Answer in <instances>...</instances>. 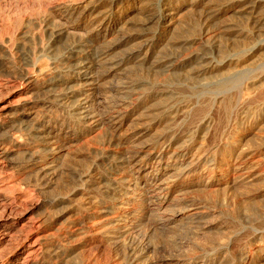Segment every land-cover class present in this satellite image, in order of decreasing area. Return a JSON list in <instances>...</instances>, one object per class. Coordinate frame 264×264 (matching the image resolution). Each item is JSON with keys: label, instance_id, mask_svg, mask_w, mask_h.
Instances as JSON below:
<instances>
[{"label": "bare ground", "instance_id": "6f19581e", "mask_svg": "<svg viewBox=\"0 0 264 264\" xmlns=\"http://www.w3.org/2000/svg\"><path fill=\"white\" fill-rule=\"evenodd\" d=\"M183 3H190L186 14ZM53 6L27 19L39 22V33L30 29L0 37V75L24 87L19 102L0 107V160L13 183L41 197L33 207L35 254L25 255L24 235L13 259V249L1 246L7 232L0 221V264H166L157 252L175 250L195 236L199 229L193 221L203 215L193 212L172 228L164 212L187 204L179 192L195 186L202 187L197 202L219 206L233 236L218 245L208 242L198 254H178L167 264H264V135L249 151L261 157L256 161H242L248 152L233 149L239 129H264V63L248 65L254 55L241 58L264 42V0H64ZM229 13L233 23L236 18L234 30L211 29L216 20L228 21ZM60 19L84 28L85 36L61 29ZM134 20L142 22L141 32L131 35ZM183 33L189 50L180 45L176 50ZM62 40L70 46L67 41L60 53ZM114 43L116 53L109 49ZM43 58L51 72L40 77L34 72ZM112 59L128 68V86L117 89L116 97L110 92L111 98H104L109 107L98 112L99 73ZM232 76L236 88L227 93L222 80ZM199 82L214 84L201 104L198 96L192 105L194 94L185 98L175 89ZM127 121L153 131L141 151L118 134ZM93 128L95 133L80 142ZM207 172L217 179L204 184ZM238 182L243 190L262 189L254 203L243 204V191L228 190ZM213 183L225 188L219 192L222 187L212 189ZM91 245L98 251L84 249Z\"/></svg>", "mask_w": 264, "mask_h": 264}, {"label": "rangeland", "instance_id": "374dc122", "mask_svg": "<svg viewBox=\"0 0 264 264\" xmlns=\"http://www.w3.org/2000/svg\"><path fill=\"white\" fill-rule=\"evenodd\" d=\"M60 2H64V0H0V26H1L0 28H3L0 30V37L1 36L8 37L10 34L11 35L15 34L18 31L26 32L30 29H31L30 31H32V32L35 31V33H39V31H40V24H38L39 22L31 24L30 22L28 23V20L30 18H32L33 16L39 14L40 12H42V13L48 12V11L51 12L54 8L53 5L59 4ZM183 4H184V6H182L181 14H183V12H184V14H186L190 10V7H188L190 5V3L189 4L183 3ZM196 11L197 10H195L194 12H196ZM191 14H192V16H194L195 13L192 12ZM230 14L231 13H229V15ZM229 15H228V17H229ZM129 16L131 17L132 14ZM186 16L187 15H185L184 17H186ZM192 16L190 15L187 17L192 18ZM232 19L234 20V16L232 17V14H231L230 19L228 21H222L223 19L219 20V21L216 20L212 24L211 29L219 30V31L224 30V32L226 30L227 31L228 30L229 31L234 30L236 18H235L234 23H233ZM16 20H18V21H16ZM55 20H57V19H55ZM60 20H61L60 22L62 23V25L60 26L61 29L62 28L66 29L68 32L70 31L69 34H73L76 36L77 35H79V36L84 35L85 36L86 31L84 28L73 26L72 23H69L67 21L64 22L63 19H60ZM133 22L135 23V27L136 26L137 27L131 28V30L129 31L130 32L129 34H131V35H134V34L141 32V31H139V29H141V28H138V27L142 24V22L138 21V20H136V21L134 20ZM190 22H191V20L190 21H189V19L186 20V24H183V28L186 29L187 24ZM6 24L10 25V28L8 30L4 29L5 28L4 25H6ZM28 24H29V26H28ZM36 30L37 31L39 30V31L37 32ZM263 31H264V29H262V32ZM180 36H181V38H180ZM180 36H178L179 38H177V43L178 42L179 43L177 44L175 49L179 50V45H180L181 46L180 50H184L183 47H185L186 50H189L188 49L189 45L185 43V41L188 38V35L186 36V34L183 33V36L182 35H180ZM184 36H185V38H184ZM41 39H44L43 41H45L47 38L41 37L40 40ZM195 39H196V37H195ZM67 41H69V42H67ZM67 41H63V40L60 41V42H62L60 44H62L63 46H61L58 43L60 53H62L61 51L64 52V50L65 51L67 50L65 47L68 48V46H70V40H67ZM25 42H27V41H25ZM29 42L26 43L27 44L26 46H28ZM261 44L264 45V42L263 43L258 42L256 45L254 44L252 46V48L250 47V49H248L247 52L244 53L245 55L243 54L241 56V58H247L249 56L254 55L248 62H246L248 65L254 64L255 66L256 65L258 66V65L264 63V47H259V45H261ZM66 45H68V46H66ZM115 45H116V43L111 44L109 46V49L113 50ZM187 46H188V48H186ZM121 49L124 50L122 47L117 49V50L122 51ZM114 50L112 52L116 53V50L115 51ZM261 50L263 51V53ZM114 53H112V54H114ZM140 58L141 57H138L137 59H140ZM113 59L111 60V63L115 62L117 60L116 58L114 59L115 61ZM110 65L111 64L107 65L99 73L101 79H100L99 83H97L98 84L97 89L100 91V93H103V94L99 93V97L96 100V102L98 103V104L96 103L97 104V110L99 109L98 112H101L103 110L105 111L106 110L104 108L105 106H107L106 108L109 107V105L106 104V101H105L106 99H104V98L108 97L107 99H109V98H111L110 96L112 94H113L112 96L116 97L117 96V93H116L117 89H122V88L124 89L128 86V84H127V82H129V78H128L129 77V72H128L129 70H128V68L121 66L120 64L119 65L115 64V63H112L111 66ZM50 67H51L50 61L48 59L43 58L37 63L36 70L34 73H35V75L37 74V76L41 77L42 75H44L46 73L48 74V72L51 70ZM29 70H31V69H29ZM225 81L227 84V89H229V90L226 89V92L230 93V92L234 91L236 88V86H235L236 83L233 82V76L227 78L224 81L222 80V82H224V83H225ZM204 83L205 82H199V83H195L192 86L188 85L187 87H185L187 84L186 85L185 84H183V85L182 84H176L177 87L175 85L174 86H175V89L177 88L176 90L184 92L185 98H187V97L189 98L188 93H191L189 95L194 94L193 97H190L189 99L191 102H193L192 105H197L195 102V100H197V98H195V97L198 96L197 102H198V104H199V102L201 104L202 101H200V99L203 100L205 98L203 96H205V94L208 93L207 91L210 90V86L214 85L212 82H210V86L208 87L209 83L208 84H206V83L204 84ZM231 83H232V85H231ZM211 84H213V85H211ZM189 86H190V89H189ZM184 88H185V90H184ZM23 91H24V87L21 84V81H19L18 79H14L12 77L9 78V76L7 77L4 75H0V107L2 105H5V104L6 105H12V103L16 104L17 102H19L18 100H21V98L24 96ZM105 92H106V94H105ZM108 94H110V95H108ZM186 94H187V96H186ZM102 106H103V109L100 108ZM136 115L137 114H135V117L133 115L132 117H130V119L131 118L136 119L138 117V116L136 117ZM257 119H259V118H257ZM129 124L131 125L130 121H127L126 123H124V125L121 127L118 134L119 133L122 134L127 139L131 138L130 141L134 140L135 142L133 145V149L141 151L146 146H148V144L151 142L150 140H152V135H153L152 132L153 131H152V129H150V130L146 129L142 125L141 126L139 125V126H136L133 128V127L129 126ZM255 128L256 127L254 125L243 127L242 129H239L240 133H238V135L240 137L238 135L236 136V139H235L236 142L234 143V147H233V149L236 150V154H238V152L242 149V147H243L245 153L248 152V154H246L243 157L242 161L246 159V160H248V162L249 161L252 162V161H256L257 159L261 158L257 155V153L252 152V154H253L252 155V154H250L251 152H249L252 149L254 150V148L252 147V144L254 143V141H257V140L259 141L258 136L264 135V131H263L264 129L259 131L258 128H256V129ZM95 131L96 130H94V128H93L88 134L83 135L82 138L80 139V142L87 140L89 138V136H91L92 134L95 133ZM147 135H149V136H147ZM255 135H257V137ZM248 137L250 138V140L251 139L252 140L248 141L249 140ZM253 137H254V139H253ZM240 138H242L241 142L238 141V140H240ZM243 138L245 140H243ZM125 145L129 146L130 144L127 143ZM253 145H255V144H253ZM245 148H246V150H245ZM191 156H192V154L189 156V159L191 158ZM261 161H262V159H261ZM262 167H264V163L262 164ZM258 170L259 169L253 170L252 171L253 175H256V174L258 175V173H257ZM249 174H250V172H249ZM210 175H211V173H209V172H207L204 175V177H203V181H204L203 183L204 184L207 181L211 183V182H213V180L217 179V177H215V176H212L210 178L209 177ZM215 175H216V173H215ZM253 175L251 176L252 178H253ZM183 179L184 178L179 179L177 182V185H180L182 183ZM172 180L173 179H171V181ZM187 181H189V179ZM213 184H216V185L211 186L212 189L216 188L217 190H219L222 187V189H220L219 192H221L225 188L224 187L225 185H223L222 183H220V184L213 183ZM242 186H243L242 183L238 182V183H235V185L234 184L231 185L230 189H228V190L234 191L235 189L236 190L239 189V191H241V194L244 192L241 195V196H243L242 197L243 204H247V202H248V204L254 203V200H252V198H254L255 195L256 196L259 195V192H261L262 189L260 191V190H256V189L252 188L251 189L252 192H251V190L245 189L246 191H248V192H246L245 190H243L244 187L242 189ZM240 187H241V189H240ZM200 189H202V187H196L195 186V187L189 188L185 191L179 192L178 198L179 197H180V199L186 198L188 200L187 204L184 203L182 205V207L179 206V208L175 209L174 212H171V211H168V212L165 211L164 212V214L167 218L169 217L172 219L170 221L168 227H172V225L175 227V225L178 226L181 223L187 222L188 216L190 214H192L193 212H199L203 215L202 216L203 218L201 217L200 219H195V221H193V222H195L196 226L198 225L197 228L199 230L196 232L197 234L195 236L191 237L189 240L187 239L188 241L186 240L188 243L184 242L185 245L183 243L181 245L178 244L177 245L178 248L176 247L175 250H167V251L161 250V251H159L160 253L157 252V254L159 253L158 255L156 254L157 259L163 260V262H165L166 264L168 262V259L171 261L172 257H175L178 254L181 257H183V255H186V253L187 254H189V253L198 254L199 250H201L200 248L208 247L209 244L215 245V243L217 244L220 242H224L228 238H232V236H233V234L230 232V229L228 228L229 221L226 219V217L223 216V214L221 213V208L219 206H214L211 208H204L202 206V204L198 203L200 201L198 199L199 195H200ZM216 189H214V190H216ZM197 191H199V193ZM197 194H198V197H197ZM39 197H40L39 194H37V192L34 191L33 189H31L30 187H24L22 185H18V184L13 183L12 178H11V171L8 170L5 166V164L0 160V211L3 210L0 212L1 213L0 216L2 217V219L0 221H2L6 225L5 232H7V234H6L7 236L5 237L4 240H2L3 243L1 244V246H2V248L5 246L6 251H11L13 249V251H12L13 259L16 257V252H17L16 249L18 250V248L22 245V239L24 238V235H27V240L24 243L26 250H27L25 255H27V254L34 255L37 248H38V246H37V234H36L38 232V223H37L36 216H34L35 214H34L33 207L40 200L41 197L40 198ZM64 212H65V210L62 211V213H60V214L62 215ZM174 227H172V228H174ZM225 227H226V230H225ZM2 229H4V228H2ZM224 232H227V235ZM229 236H231V237H229ZM80 238H81V236L76 237L77 240L73 242L74 245L78 246L80 244V242H82L81 241L82 239H80ZM193 242H195V243L193 244ZM208 242H209V244H208ZM210 242H212V243H210ZM8 246H10L11 248ZM188 246H190V247H188ZM193 247H195V249ZM84 249L85 250L88 249V251H91V252L98 251V249H96V247L92 246V245L91 246H84ZM195 250H197V251H195ZM181 253H182V255H181ZM179 255L177 257H179ZM168 256H171V257L168 258ZM23 260L24 259H22L21 261H23Z\"/></svg>", "mask_w": 264, "mask_h": 264}]
</instances>
